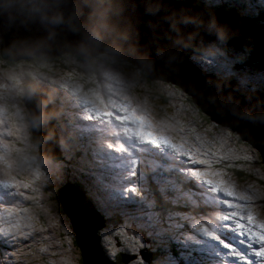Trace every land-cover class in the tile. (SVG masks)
I'll list each match as a JSON object with an SVG mask.
<instances>
[{
  "label": "clouds",
  "instance_id": "obj_1",
  "mask_svg": "<svg viewBox=\"0 0 264 264\" xmlns=\"http://www.w3.org/2000/svg\"><path fill=\"white\" fill-rule=\"evenodd\" d=\"M198 1L191 4L201 8L184 0H0V173L45 180L48 166L60 163L49 143L63 145L76 136L84 109L141 107L133 90L159 70L158 61L171 64L193 46L203 50L192 52L195 57L215 52L228 27L211 11V1ZM192 53L189 62L204 74L233 77L202 68ZM72 247L65 251L73 253ZM0 264L20 261L0 248Z\"/></svg>",
  "mask_w": 264,
  "mask_h": 264
},
{
  "label": "snow or ice",
  "instance_id": "obj_2",
  "mask_svg": "<svg viewBox=\"0 0 264 264\" xmlns=\"http://www.w3.org/2000/svg\"><path fill=\"white\" fill-rule=\"evenodd\" d=\"M226 40L218 42L215 52L204 55L222 77L239 78L232 71L238 57L230 58L223 50ZM177 63L161 65L158 71H174ZM259 82L264 84V78ZM198 102L206 110L223 103L230 123L245 139L256 143L247 127L253 122L264 128V110L251 111L231 96L224 98L221 85L214 99L198 97ZM79 119L94 122L78 127L80 134L90 137L92 161H82L80 167L73 168V175L101 218L98 235L106 255L134 254L131 264H145L139 250L145 247L141 238L147 237L156 241L154 251L158 253L148 264H264V221L256 211V202L264 200V192L251 185L241 191L222 171L211 168L214 161L232 158V149L220 152L206 147L199 137L203 151L187 140L174 142L147 119L141 107L129 103H101L84 109ZM77 139L68 137L61 145L66 158L77 148ZM226 143L221 137V148ZM257 146L264 147V141ZM153 151L172 163L150 159ZM48 171L44 181L49 183L61 184L68 175L61 162L49 165ZM36 180L34 175L21 181L10 173L0 179V188L19 189L22 184L28 189ZM22 211L26 212L7 209L10 221L15 222H7L0 231L11 233L22 226L31 231L33 218L19 215ZM19 234L25 235L23 230Z\"/></svg>",
  "mask_w": 264,
  "mask_h": 264
},
{
  "label": "rangeland",
  "instance_id": "obj_3",
  "mask_svg": "<svg viewBox=\"0 0 264 264\" xmlns=\"http://www.w3.org/2000/svg\"><path fill=\"white\" fill-rule=\"evenodd\" d=\"M216 1L211 0V7L215 6ZM228 1L219 0V2L226 4ZM238 1H240L239 5L237 4ZM235 5H238L240 10H242V14H239V16H243L248 20L250 19L249 21L258 28V31L264 33V22L253 19L257 12L264 8V0H235ZM244 38L245 40L247 39V37ZM223 50L230 58L238 57L232 64V71L239 74V78L233 76L236 80L235 87L237 89L249 91L257 87H263L259 81L261 78H264V60L254 59L251 54H248L245 46L239 49L233 48L232 50L227 48L225 44ZM228 51H230V54ZM204 53L205 51L202 54L204 55ZM241 58H244L246 61L241 60ZM194 61L202 68L205 67L212 72L217 71L215 66L208 63V58L205 55L204 58H194ZM193 67L196 66L193 65ZM197 69L200 70L199 68ZM219 75L221 74L219 73ZM168 81L163 82L158 81V79L150 80L146 78L133 90V95L140 102L147 119L174 142L187 140L193 147L201 148L197 140V137H199L200 140L205 142L206 147L210 146L213 149H220V152L232 149V158L220 159L218 162L214 161L211 164V168L222 171L224 178L229 179L241 191L251 185L253 188L264 192V169L261 168L262 163H258V151L250 145L241 143L237 139V134L228 127H222L215 122L208 121L210 120L209 118L206 122V115H204L206 125L205 123L203 125L199 120L200 113L197 111L198 107L191 106L186 100L184 101L182 93L176 89L174 84L167 83ZM239 99L244 100L242 96ZM133 105L135 106V104ZM77 123L79 125H86L94 122L79 119ZM229 132H231V136L227 135ZM76 136L78 138V146L70 158L65 157L62 147L58 148L59 151H57L55 144L53 142L49 143L56 151L55 157L57 160L64 163L67 168L68 175L63 183L56 184L45 182L44 180H36L28 189H25L22 184L19 189L14 187L7 189L0 188L3 194L0 201V205H2L0 207V229L6 228L7 222H15L14 220L10 221L6 213V210L9 208L14 213L16 209H25L26 212L22 211L19 215H30L33 218L31 231L23 226L21 229L11 233L0 231V248H3L10 255H14L20 261V264H65L57 255L59 253L61 256H65L66 260H69L71 264H80L81 255L72 247V240L76 237L71 218L66 214L65 208L58 199V194L65 191L68 182L71 180L80 182L73 175V168L80 167L82 161H92L89 135H82L77 132ZM221 137H225L227 140V143L222 148L219 144ZM201 151H203V148H201ZM61 154L63 157H61ZM259 155L261 156L260 153ZM151 157H155V159ZM149 158L159 164L172 163V161L166 160L156 151L150 153ZM198 166L209 167L208 165ZM238 169H243L246 172L244 174L239 173ZM14 174L21 181L28 178L26 174ZM6 178L0 173V179ZM56 190L59 191L55 193ZM21 193L23 194L21 195ZM256 211L259 220L264 221V200L256 202ZM33 229L36 230L34 231ZM99 229L100 227L98 228V233ZM21 230L24 231L25 235L19 234ZM32 233H36L37 235L31 236ZM98 233L97 236L100 244ZM9 238H16V240L11 241ZM149 240H152L156 245V241L153 239L147 237L141 238V242L145 247L139 250V255L145 260V264L154 260L158 255L156 251H151L147 246ZM70 246L73 253L65 251V247ZM100 247L103 250V256L109 264H113L114 262L117 264L118 261L121 264L123 262L131 263L135 259L134 254L124 252H117L114 257L110 258L104 253L101 244ZM39 251L44 256L39 254Z\"/></svg>",
  "mask_w": 264,
  "mask_h": 264
},
{
  "label": "water",
  "instance_id": "obj_4",
  "mask_svg": "<svg viewBox=\"0 0 264 264\" xmlns=\"http://www.w3.org/2000/svg\"><path fill=\"white\" fill-rule=\"evenodd\" d=\"M216 12L218 13L215 14L218 20L227 25L229 30V36L225 43L232 44L238 49L243 46L251 47L255 57L264 60V33L259 32L258 28L244 17L243 20L239 16L230 14L226 15V18L224 12ZM244 37H247V39L245 40ZM210 38V36L205 35V39ZM193 50L194 46L182 51L174 71L164 73L157 71L148 75L147 78L150 80H156L157 78L170 80L171 83L185 90L191 96V100L197 103L198 109L201 108L206 114V122L209 118L212 122L235 131L241 140L246 141L258 152L260 151L261 162L264 163V147L257 146L261 141H264V128L259 124L249 122L250 127H247L249 136L252 141H256V143H252L250 140L245 139L237 128L230 123V113L223 103H217L214 108L206 110L198 102V97L208 98L215 96L217 94V86L221 85V92L224 98L231 96L242 107L259 112L264 110V93L252 92L243 94L241 90L234 88L235 83L233 81L223 80L222 78L216 79L211 74H204V71L198 70L189 62L188 57ZM157 63L158 68H160L161 63L159 61ZM221 80L224 82L222 83ZM158 81L161 80L158 79ZM240 96L244 100H240ZM52 142L55 144L56 150L59 151L58 142L55 140ZM48 147L54 150L52 145H48ZM58 199L65 208L66 214L71 218L77 246L80 249V264H109L102 254L103 250L100 247L97 236V231L102 221L92 204L80 191L71 185H67L65 191L58 194Z\"/></svg>",
  "mask_w": 264,
  "mask_h": 264
},
{
  "label": "trees",
  "instance_id": "obj_5",
  "mask_svg": "<svg viewBox=\"0 0 264 264\" xmlns=\"http://www.w3.org/2000/svg\"><path fill=\"white\" fill-rule=\"evenodd\" d=\"M186 1H190V3L191 2H193V3H196L197 2V0H186ZM199 2V1H198ZM224 5L226 4V3H223ZM224 5H222L221 6V8L223 9V10H228V9H226L227 7L226 6H224ZM200 6H202V5H200ZM213 8H214V10L215 9H218V10H220L219 8H217L216 6H213ZM229 8H233V6L232 5H229ZM254 18H256L257 20H259V21H261V22H264V8L262 9V10H260L259 12H257V14L253 17V19ZM233 48L234 47H229V49H232L233 50ZM245 49H246V51L248 52V54H251L252 55V57L254 58V59H256V60H258L256 57H255V55H254V53H253V51H252V49H251V47H248V46H245ZM201 51H203L202 49H200L199 47H196V46H194V50H193V53L194 52H201ZM192 53V55H191V58L192 59H194V58H196L194 55L195 54H193ZM229 54H230V51H229ZM241 60H243V61H246V60H244V58H241ZM262 60V59H261ZM209 72V71H208ZM215 74V73H214ZM216 75L217 76H219L217 73H216ZM219 77H222V76H219ZM147 78V76L144 78V79H146ZM148 79V78H147ZM232 81H234V83H235V85H236V80H235V78L234 77H231L230 78ZM152 83V82H151ZM260 90H264V86L263 87H257V88H255V89H253V90H249V91H241L243 94H249V93H251V92H257V91H260ZM183 98H184V101L186 100L191 106H195V107H197L196 105H197V103H195L194 101H192L188 96H187V94H184V96H183ZM186 103V102H185ZM197 111H198V113H200L199 114V120L201 121V123L204 125V123H205V125H206V122L204 121L205 120V116H204V111L200 108V109H198L197 108ZM245 145H247V144H245ZM257 157H258V161H256V162H258V163H260L261 162V156L260 155H257ZM262 163V162H261ZM263 164L264 163H262L261 164V168L262 169H264V167H263ZM239 173H242V174H244L246 171L245 170H243V169H238L237 170ZM71 182V181H70ZM70 182H68L67 184H70ZM76 186H78L79 188H80V185L79 184H76L75 182H73ZM59 190H56L55 191V193H57ZM60 207H61V205H60ZM75 242H76V239H73ZM76 244H77V242H76ZM113 263V262H112ZM113 264H116V262H114ZM117 264H121L119 261L117 262ZM122 264H125V262H123Z\"/></svg>",
  "mask_w": 264,
  "mask_h": 264
},
{
  "label": "bare ground",
  "instance_id": "obj_6",
  "mask_svg": "<svg viewBox=\"0 0 264 264\" xmlns=\"http://www.w3.org/2000/svg\"><path fill=\"white\" fill-rule=\"evenodd\" d=\"M215 11H220V12H222L221 10H218V9H215ZM226 11V10H225ZM157 79H159V80H161V81H168V80H163V79H160V78H157ZM223 80H221V82H222ZM224 82V81H223ZM167 83H171L170 81H168ZM171 84H174V83H171ZM175 86H176V84H174ZM197 106V105H196ZM198 107V106H197ZM200 109V108H199ZM204 115H206L205 113H204ZM208 121H211V120H208ZM212 122V121H211ZM51 151L53 152V153H55L56 154V151H55V149L54 150H52L51 149ZM259 153H260V151H259ZM261 154V153H260ZM61 156H62V154H61ZM262 157V156H261ZM85 196V198L88 200V198L86 197V195H84ZM28 229V228H27ZM34 231L36 230V229H33ZM32 230V231H33ZM98 233V232H97ZM60 251V250H59ZM62 253V252H61ZM39 254H42L43 255V253H41V251H39ZM47 254V253H46ZM62 255H63V253H62ZM44 256V255H43ZM26 258V257H25ZM36 260V259H35ZM43 260V259H42ZM58 260V259H57ZM44 261V260H43ZM59 261V260H58ZM53 262V261H52ZM60 262V261H59ZM55 264V263H54Z\"/></svg>",
  "mask_w": 264,
  "mask_h": 264
},
{
  "label": "flooded vegetation",
  "instance_id": "obj_7",
  "mask_svg": "<svg viewBox=\"0 0 264 264\" xmlns=\"http://www.w3.org/2000/svg\"><path fill=\"white\" fill-rule=\"evenodd\" d=\"M147 246L149 247V249H150L151 251H154L155 247H154V244H153L152 240H149V241L147 242Z\"/></svg>",
  "mask_w": 264,
  "mask_h": 264
}]
</instances>
